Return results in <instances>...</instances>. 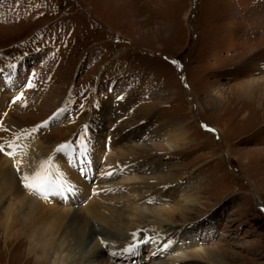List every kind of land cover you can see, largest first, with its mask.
<instances>
[{
	"label": "rangeland",
	"instance_id": "374dc122",
	"mask_svg": "<svg viewBox=\"0 0 264 264\" xmlns=\"http://www.w3.org/2000/svg\"><path fill=\"white\" fill-rule=\"evenodd\" d=\"M117 4L110 9L108 2L98 0H0V92L9 65L22 74L18 80L32 77L33 84L10 107L14 85L6 88L1 114L34 128L65 109L47 121L48 127H40L35 138L48 157L57 144L84 135L83 154L75 142L70 159L57 154L54 162L100 166L96 184L70 174L74 195L86 192L74 207L92 199L119 221L92 219L88 225L128 237L136 233L137 242L147 241L139 264H172L176 259L213 264L202 260L210 250L225 264H264V0ZM252 82L254 92L245 95L243 89ZM53 86L60 91L46 96L48 107L36 103ZM123 97L130 99L134 123L143 126L142 138L153 135L160 118L171 123L165 131H175L176 144L168 137L157 139L167 148L164 155L126 160L137 149L131 142L137 136L124 131L109 137L107 150V138L96 139L97 133L90 132L110 125V109ZM115 168L120 171H111ZM106 169L112 176L98 179ZM159 182L164 184L148 198L153 192L148 183ZM132 201L137 213L144 211L141 220L126 207ZM183 206L186 222L178 211L172 217L152 214ZM156 221L159 228L152 231ZM169 240L173 245L167 252L157 250ZM94 241L96 251L116 242L103 237Z\"/></svg>",
	"mask_w": 264,
	"mask_h": 264
},
{
	"label": "bare ground",
	"instance_id": "6f19581e",
	"mask_svg": "<svg viewBox=\"0 0 264 264\" xmlns=\"http://www.w3.org/2000/svg\"><path fill=\"white\" fill-rule=\"evenodd\" d=\"M102 1L108 2V0ZM262 82L264 83V80ZM254 85H256V82ZM254 85L252 82V85L249 88L243 89V93H245V95H248L249 93L254 92ZM5 89L0 92V143H2L3 141H5V143H7L8 141H15L18 151L16 153L15 158H10L8 155L0 153V264H116L117 260L124 259L125 256L128 255V253H126L124 249L129 246L128 242L130 240V243L136 244L137 246H141L142 248V246H144V242L140 240L136 242L138 239L134 238L133 236L128 237V235L125 236L119 234L118 232L109 233L106 230H98L95 227L88 225L90 220L92 219L100 220L104 223L115 224V217L112 216L110 211L105 206L97 204L91 199L90 201L82 205V207L85 208L74 207L75 203H79L80 201L86 198L84 196L86 192L84 193L83 190L80 189L81 192L78 193L76 196L74 195L72 190L71 181L74 178L71 179L70 174L74 173V171L71 169V166L72 163H74L75 161L71 160L70 164L66 166L62 163L54 162L56 166L60 169L61 174L63 175L65 180L69 183H67L66 186L63 189L59 190L55 195H49L47 199H43L44 201L41 200V198H39L38 196L30 194L27 190L22 187L20 176L23 174H32V172L35 170V167L40 163V161L47 160L49 156L46 157L47 153L45 151L43 152L42 150L44 149V145L42 146L38 142L39 140H36L37 138H35V133H32L28 136H25L23 134V130H31L33 128H26V126H22L19 122L12 120L10 116H4V118H2L1 112L3 111L1 110L3 109L5 101ZM59 89L60 88L57 86L48 87V89L45 91V95H43L44 100L42 98H38L36 103H38L42 107H48L49 103H46V101H48L46 100V96L48 95L50 98L54 97L55 95L57 96V93H59L60 91ZM259 94L262 95L261 93ZM130 104V99L128 97H123L122 99H119L118 103H114L113 107L110 109V116H107L106 118V120H108V123L110 121V125L105 127V129L107 130L102 132L103 130H105L102 125V127L97 130L95 128L90 129V132L94 131L93 134L97 133L95 135L96 139H101V137L105 136L107 139L103 140L106 144L108 143L109 137H111L112 139V137H115L116 135L124 131H127L129 133H132V135L137 136H133L134 140H131V142L133 141V145L137 147V149H131L129 154L125 155L127 156L126 160H128L129 157L135 158L133 157L134 155H142V157L149 156L150 158H153V155L157 157L162 156V154L166 152L167 148H165L166 146L164 144H160L157 141L158 138L168 137L166 141L171 138V141L176 144V133H174L175 131L173 133H170L169 130L165 131L167 127L171 126V123L165 121L164 118H160L162 122L160 123V125L158 124V129L154 131L153 135H145V137L143 136L144 138H142L143 126L142 124L136 125L134 123L132 118L134 113H132V111L129 109ZM117 111L119 112V114H117ZM60 116L61 115H59V117ZM102 116L103 115H101V117L99 116L100 120L102 119ZM53 120H56V118ZM101 122L102 120L100 121V124H104ZM47 126H49V124H47ZM131 128L133 130H131ZM162 131L166 132L165 136H162ZM14 133H19L20 138L16 139ZM88 146H90V142L88 143ZM107 146H109V144H107ZM11 150L12 149L10 148H6L5 152ZM69 153L72 154L71 151ZM96 155L98 161L100 162V155ZM64 157L65 159L71 158L69 155L67 157ZM16 160L23 161L20 166L18 175H15V171H17V168L14 167V163L16 162ZM124 161L125 159L123 160V162ZM91 168V166L85 167L86 171H90ZM124 168L127 169V167H120V169ZM103 171L108 170L106 169ZM111 171L115 172L118 170H116L115 168ZM162 184L164 183L159 182L158 185H150V183H148V186L152 188L151 190L153 191L152 193H150L148 198H153L152 196H155L154 190H156V188ZM62 198L68 199L63 200ZM142 199L144 200V197ZM105 200L110 202V204L118 205L116 201L113 202L114 199H112L111 197H106ZM60 202H62V204H58ZM126 207L131 208L133 210L130 212V214L134 215V219L139 218V220H141L142 216L144 215V211L141 212L139 210L140 213L136 212L138 210L136 202L132 201ZM184 208L185 207L183 206L180 208H176V210H156L155 212H152V214H157L156 217H161L163 214H166L168 217H172L174 212L178 211L181 220L184 222L187 216V212H185ZM115 220L119 221L118 218H116ZM153 224L154 225L150 227L152 231L159 228L157 227L159 225L157 221ZM96 237L112 239L116 242H114L113 244L110 243L111 245H109L108 247L96 251V242L94 241V238ZM184 244L185 243H182V245ZM204 253L205 254L204 257H202V260H205L206 262H211L213 264H225L219 253H215L211 250ZM86 255H90V261H87L85 259L87 257ZM184 256H187L192 259L191 255H187L183 252V257ZM193 263L195 262L180 261L178 263L176 259V263L174 261V263L172 264Z\"/></svg>",
	"mask_w": 264,
	"mask_h": 264
},
{
	"label": "snow or ice",
	"instance_id": "6c2138e0",
	"mask_svg": "<svg viewBox=\"0 0 264 264\" xmlns=\"http://www.w3.org/2000/svg\"><path fill=\"white\" fill-rule=\"evenodd\" d=\"M8 67L14 69V65H9ZM0 72H3V69H0ZM27 88L33 87L32 82L29 80L26 85ZM22 97L20 95L16 96L11 102L15 103L20 100ZM65 109H58L56 113L53 114V117L50 119H55L58 117ZM48 122H44L41 125L31 129V130H23V134L25 136L31 135L38 131L40 127H46ZM212 131L211 129H208ZM16 139L20 138L19 133H14ZM76 147L80 149L81 154L86 151V143L84 141V136L81 135L79 139L76 141ZM6 148L12 149L11 151L5 152ZM72 150V142H67L61 145H58L54 150L53 155L49 156L47 160H41L40 163L35 167V170L32 174H23L20 176V181L22 187L27 190L30 194L36 195L41 199H47L49 195H55L59 190L63 189L67 183L63 175L61 174L60 169L54 163V157L57 154H63L64 156H68L69 152ZM18 151L17 145L15 141H8L7 143L0 144V153H4L8 155L10 158H15L16 153ZM23 163L22 160H16L14 163V167L17 168L19 172L20 166ZM105 175H111L110 172H106ZM55 177V178H53ZM135 238L136 233L132 234ZM146 243L147 241H142ZM157 242L158 241H154ZM173 245V242L169 240L167 243L163 244L162 248H158V251L167 252ZM137 247L136 244L129 245L124 249L125 252H131Z\"/></svg>",
	"mask_w": 264,
	"mask_h": 264
},
{
	"label": "crops",
	"instance_id": "0c3cea01",
	"mask_svg": "<svg viewBox=\"0 0 264 264\" xmlns=\"http://www.w3.org/2000/svg\"><path fill=\"white\" fill-rule=\"evenodd\" d=\"M98 1L104 2L102 0H98ZM118 1L119 0H108V7L110 9H116V8H118V4H117ZM129 2L131 3L132 1H129ZM123 3H125V0H120V5L123 4Z\"/></svg>",
	"mask_w": 264,
	"mask_h": 264
}]
</instances>
